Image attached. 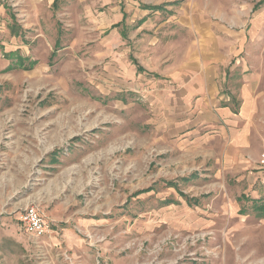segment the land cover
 Wrapping results in <instances>:
<instances>
[{
	"label": "rangeland",
	"instance_id": "obj_1",
	"mask_svg": "<svg viewBox=\"0 0 264 264\" xmlns=\"http://www.w3.org/2000/svg\"><path fill=\"white\" fill-rule=\"evenodd\" d=\"M258 1L0 0V264H264V142L226 163L187 97L264 70Z\"/></svg>",
	"mask_w": 264,
	"mask_h": 264
},
{
	"label": "crops",
	"instance_id": "obj_2",
	"mask_svg": "<svg viewBox=\"0 0 264 264\" xmlns=\"http://www.w3.org/2000/svg\"><path fill=\"white\" fill-rule=\"evenodd\" d=\"M260 1L254 7L264 5L258 4ZM125 16L126 14L123 15V19ZM121 23L122 21L113 24L112 27H119ZM247 60H241L244 66L237 65L241 63L239 59L232 64L231 81L230 79L227 81L226 73L211 70L191 78L194 79L191 80V84L194 85L188 87L190 91L187 97L194 93L199 96L196 101V108H199L197 134L203 140L219 141L220 153L224 155L226 163L236 162L241 169L249 166L256 169L250 163L252 159L248 160L245 156L255 159L257 150L264 142V70L247 72L245 67ZM177 92L181 94V90ZM237 100L240 104L238 109H235ZM185 106L186 110L188 105ZM261 152L256 162L259 161ZM262 172L256 171V176L262 175ZM58 231L61 232L59 228L50 227L48 234H57ZM53 239L51 237L46 239V243L53 245Z\"/></svg>",
	"mask_w": 264,
	"mask_h": 264
},
{
	"label": "built area",
	"instance_id": "obj_3",
	"mask_svg": "<svg viewBox=\"0 0 264 264\" xmlns=\"http://www.w3.org/2000/svg\"><path fill=\"white\" fill-rule=\"evenodd\" d=\"M258 165L264 167V149L261 152ZM19 221L23 229L35 238H41L48 231V223L34 206L24 209L19 216Z\"/></svg>",
	"mask_w": 264,
	"mask_h": 264
},
{
	"label": "trees",
	"instance_id": "obj_4",
	"mask_svg": "<svg viewBox=\"0 0 264 264\" xmlns=\"http://www.w3.org/2000/svg\"><path fill=\"white\" fill-rule=\"evenodd\" d=\"M56 1V0H55ZM55 1H54V3H55ZM53 3V4H54ZM261 3H264V0H261L258 4H261ZM147 8H153V7H151V6H147ZM155 8V7H154ZM13 54V53H12ZM14 55V54H13ZM53 55H54V52L52 53V55H51V58L53 57ZM15 57H18L19 59H17V63H16V65L17 66H19L20 68H22V69H30V68H32V66L35 64V61H31V63H29L28 65L27 64H25L24 62H25V58H23V57H21V56H18V55H14ZM169 185H171V186H176V183L174 182V181H169ZM193 201H195V203H197L198 202V198H194V199H192Z\"/></svg>",
	"mask_w": 264,
	"mask_h": 264
}]
</instances>
